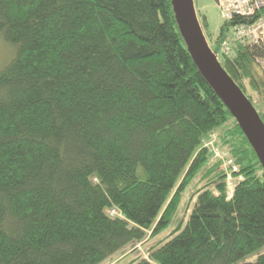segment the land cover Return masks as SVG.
Instances as JSON below:
<instances>
[{"label":"trees","instance_id":"obj_1","mask_svg":"<svg viewBox=\"0 0 264 264\" xmlns=\"http://www.w3.org/2000/svg\"><path fill=\"white\" fill-rule=\"evenodd\" d=\"M242 21L211 48L264 121V44L219 52ZM0 35V264H99L172 227L127 264H264V168L175 0H0Z\"/></svg>","mask_w":264,"mask_h":264},{"label":"water","instance_id":"obj_2","mask_svg":"<svg viewBox=\"0 0 264 264\" xmlns=\"http://www.w3.org/2000/svg\"><path fill=\"white\" fill-rule=\"evenodd\" d=\"M178 20L199 67L220 91L264 168V121L253 102L224 69L207 42L193 0H175Z\"/></svg>","mask_w":264,"mask_h":264},{"label":"rangeland","instance_id":"obj_3","mask_svg":"<svg viewBox=\"0 0 264 264\" xmlns=\"http://www.w3.org/2000/svg\"><path fill=\"white\" fill-rule=\"evenodd\" d=\"M195 9L197 11V15L201 24V27L204 31V34L206 36L207 42L211 47V44L213 42L217 41V36L220 32L221 26L225 23V18L222 15V12L216 2V0H193ZM202 16H205L208 22V30L205 31L203 27V18ZM209 33V35H208ZM260 36H262L261 32H258ZM229 39L231 43L230 50H232V47L234 44H238L239 42H244L237 40V36L234 34L233 31L229 33ZM247 42L251 41V38H246ZM222 43V42H221ZM221 46V45H220ZM15 51V47L13 45L8 44L4 37L0 35V67L3 66L4 63H6L13 55ZM221 52V51H220ZM231 52V51H230ZM223 53V52H221ZM264 63V60H263ZM264 66V64H263ZM248 93L254 96V103L259 107L260 111L264 113V104H259L258 98L256 97L255 93L251 89H247ZM258 111V110H257ZM217 141V133H213L207 142L211 148H213L214 151V157L212 159V163L217 162L221 160V166L220 168L228 172V177L231 178L228 179L227 177V195L229 194L234 195V191L236 189V185L238 184L239 180L242 179V176L234 177L233 171H229L232 166L233 160L230 158L229 153L227 149H223L221 147H217L216 145ZM233 169L238 171V166L234 165ZM195 184L184 194L183 196V205L180 209L181 214L184 213L185 209L184 206L188 201H190L191 206L195 204L197 201L196 197H191V193L195 190V188L202 186V182L199 181L197 178L194 182ZM213 192L217 194L216 188H211ZM191 208V207H190ZM173 228V227H172ZM172 228L169 230L163 232L156 238L150 239L149 241L145 240L143 242L138 243L137 245H130L126 247L125 249L117 252L104 262H101L99 264H127L128 262L134 260L135 257L143 256L148 257L149 248L157 244L160 240L166 238L172 231ZM254 258V257H252Z\"/></svg>","mask_w":264,"mask_h":264},{"label":"built area","instance_id":"obj_4","mask_svg":"<svg viewBox=\"0 0 264 264\" xmlns=\"http://www.w3.org/2000/svg\"><path fill=\"white\" fill-rule=\"evenodd\" d=\"M216 2L225 21H230L237 16L243 18L244 21L237 23L232 29L237 40L245 41L246 38H251V42L264 44V16L255 17L264 8V0H216ZM258 32H261L262 36ZM231 43L229 38L224 40L220 51L230 53ZM230 178L229 176L228 179ZM232 196L229 194L228 197Z\"/></svg>","mask_w":264,"mask_h":264}]
</instances>
